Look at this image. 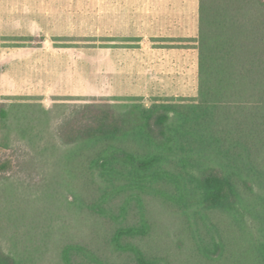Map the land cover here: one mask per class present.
I'll use <instances>...</instances> for the list:
<instances>
[{
	"label": "trees",
	"instance_id": "obj_1",
	"mask_svg": "<svg viewBox=\"0 0 264 264\" xmlns=\"http://www.w3.org/2000/svg\"><path fill=\"white\" fill-rule=\"evenodd\" d=\"M194 41L195 97L94 101L60 123L73 144L64 164L79 170L82 208L108 224L112 251L68 241L60 264H264V0H199ZM12 168L0 160V176ZM148 196L180 213L175 246L154 239ZM0 264L32 262L0 243Z\"/></svg>",
	"mask_w": 264,
	"mask_h": 264
},
{
	"label": "rangeland",
	"instance_id": "obj_2",
	"mask_svg": "<svg viewBox=\"0 0 264 264\" xmlns=\"http://www.w3.org/2000/svg\"><path fill=\"white\" fill-rule=\"evenodd\" d=\"M100 1L85 0V96H57L48 101L38 97L5 100L4 96H0V102L6 101L5 108L9 111L8 127L2 128L0 125V160L9 157L13 162L12 170L0 176V243L6 251L16 250L32 264H60V247L68 241L92 243L107 254L112 253L106 245H102L108 224L82 208L80 197L84 196L85 190L76 173L79 170L74 168L73 171L64 164L73 144L65 143L60 137V123L89 102L119 104L135 98V101L148 107L160 99L181 100L197 95L195 78L185 82V91H179L178 96L167 95L170 91H158L156 88L147 93L142 89L130 95L126 91L129 84L105 82L104 76L98 73L99 49L111 42L122 45L125 40L100 35ZM139 5L144 7L145 3ZM144 38L136 36L131 41L140 45ZM194 39H180L179 44L167 45L194 46ZM72 41L77 40L74 38ZM154 41L162 44L165 40L160 38ZM136 61L145 64L146 58L143 56ZM69 85L76 88L78 84H68L66 87ZM135 85L145 86L139 83ZM47 109L46 114L44 110ZM1 145L9 147L5 149ZM146 198V213L153 225L154 239L175 246L179 241L180 213L160 198ZM154 239L150 245L155 244Z\"/></svg>",
	"mask_w": 264,
	"mask_h": 264
},
{
	"label": "crops",
	"instance_id": "obj_3",
	"mask_svg": "<svg viewBox=\"0 0 264 264\" xmlns=\"http://www.w3.org/2000/svg\"><path fill=\"white\" fill-rule=\"evenodd\" d=\"M98 27L125 40L99 49L105 82L129 84L130 95L156 88L178 96L194 78L198 88L196 45H174L198 36L199 0H101ZM136 36H145L141 46ZM84 47L85 0H0V96H85ZM143 56L145 64L136 61Z\"/></svg>",
	"mask_w": 264,
	"mask_h": 264
}]
</instances>
